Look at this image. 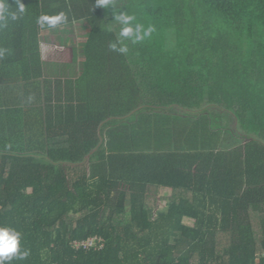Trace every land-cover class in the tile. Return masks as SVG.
<instances>
[{"label": "trees", "instance_id": "1", "mask_svg": "<svg viewBox=\"0 0 264 264\" xmlns=\"http://www.w3.org/2000/svg\"><path fill=\"white\" fill-rule=\"evenodd\" d=\"M21 2L0 27V227L28 256L5 264H264V0ZM119 12L154 28L127 53ZM64 25L77 61L47 78L40 35Z\"/></svg>", "mask_w": 264, "mask_h": 264}, {"label": "clouds", "instance_id": "2", "mask_svg": "<svg viewBox=\"0 0 264 264\" xmlns=\"http://www.w3.org/2000/svg\"><path fill=\"white\" fill-rule=\"evenodd\" d=\"M99 7L108 9L110 6L114 9L113 0H96ZM25 11V6L21 0H15V9L9 5L7 0H0V27H6L10 21H16L20 15ZM114 20L121 27L119 30L116 42L110 44L113 51L119 53H127L128 48L124 44L125 40L131 41L133 44L144 41L150 37L154 28L152 26H145L136 21L134 15H129L125 12L114 14ZM63 13L49 17L42 16L38 21L41 26L46 22L49 27H55L58 23L64 21ZM21 234L8 227H0V264H5L6 261L17 259H24L28 256V252L20 249Z\"/></svg>", "mask_w": 264, "mask_h": 264}, {"label": "rangeland", "instance_id": "3", "mask_svg": "<svg viewBox=\"0 0 264 264\" xmlns=\"http://www.w3.org/2000/svg\"><path fill=\"white\" fill-rule=\"evenodd\" d=\"M69 40V38H68ZM71 40V39H70ZM68 41V44L65 46H62L60 44V38L58 39L57 36L52 35L50 37V39H45V42L47 44H50L51 46L49 47L46 46L43 49V55L45 57V59L47 60H60V61H74V59H77V50L75 49V42L74 40L72 41ZM73 42V43H72ZM224 145L225 147L231 148L234 144L233 142L229 139L228 136L224 137ZM168 198V193H164L161 197H160V206H164V204L166 203V200ZM184 223L187 225H192L193 224V220L190 219H184Z\"/></svg>", "mask_w": 264, "mask_h": 264}, {"label": "crops", "instance_id": "4", "mask_svg": "<svg viewBox=\"0 0 264 264\" xmlns=\"http://www.w3.org/2000/svg\"><path fill=\"white\" fill-rule=\"evenodd\" d=\"M72 28H69V27H66L65 25L61 28V30H63V32L62 33H59V34H57V33H52V32H47V31H45L44 33H42L41 35H40V56H41V61H42V67H43V73H44V76L45 77H47V78H52V77H54V75H55V72H56V64H67V65H72V64H75L76 63V61H77V59L75 60L74 59V61H60V60H47V59H45V57H44V55H43V49L46 47V46H48L49 45V47L51 46L50 44H47L46 42H45V39H50V37L52 36V35H54V36H57V38L59 39L60 38V44L62 45V46H65V45H67L68 44V41L71 39L72 41L74 40V42H75V49L77 50L78 49V37H76V38H74V36H78V34H79V30H78V27L77 26H75L74 27V32H72V34H70L69 32H70V30H71ZM80 33H81V30H80ZM74 35V36H73ZM68 38H69V40H68ZM70 40V41H71ZM73 43V42H72ZM1 49V48H0ZM77 54H78V52H77ZM2 62V58H1V55H0V63ZM0 81H2V79H0ZM1 84L2 83H0V87H1Z\"/></svg>", "mask_w": 264, "mask_h": 264}, {"label": "built area", "instance_id": "5", "mask_svg": "<svg viewBox=\"0 0 264 264\" xmlns=\"http://www.w3.org/2000/svg\"><path fill=\"white\" fill-rule=\"evenodd\" d=\"M103 246V242L100 238L92 237L84 241L74 242L73 248L75 250H89V249H100Z\"/></svg>", "mask_w": 264, "mask_h": 264}]
</instances>
